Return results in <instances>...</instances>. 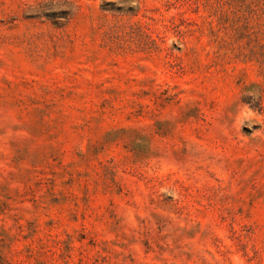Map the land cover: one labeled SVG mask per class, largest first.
Returning a JSON list of instances; mask_svg holds the SVG:
<instances>
[{
	"label": "rangeland",
	"instance_id": "obj_1",
	"mask_svg": "<svg viewBox=\"0 0 264 264\" xmlns=\"http://www.w3.org/2000/svg\"><path fill=\"white\" fill-rule=\"evenodd\" d=\"M0 264H264V0H0Z\"/></svg>",
	"mask_w": 264,
	"mask_h": 264
}]
</instances>
